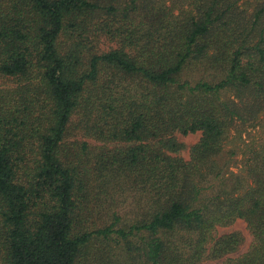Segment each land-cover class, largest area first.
<instances>
[{
    "label": "trees",
    "instance_id": "16d2710c",
    "mask_svg": "<svg viewBox=\"0 0 264 264\" xmlns=\"http://www.w3.org/2000/svg\"><path fill=\"white\" fill-rule=\"evenodd\" d=\"M166 2L0 0V264H82L100 239L124 244L138 264H202L235 250L237 234L215 231L239 218L251 246L217 264H264V151L253 152L254 186L224 206L201 200L230 126L264 112V0L250 15L241 0ZM100 15L119 44L102 52L85 42ZM206 57L221 79H182ZM228 91L235 98L221 97ZM78 113L91 136L133 143L97 164L104 177L144 187L131 224L117 226L116 214L110 225L78 227L88 170L66 145ZM175 131H202L189 160L157 146ZM177 230L196 234L188 254L166 236Z\"/></svg>",
    "mask_w": 264,
    "mask_h": 264
},
{
    "label": "rangeland",
    "instance_id": "374dc122",
    "mask_svg": "<svg viewBox=\"0 0 264 264\" xmlns=\"http://www.w3.org/2000/svg\"><path fill=\"white\" fill-rule=\"evenodd\" d=\"M261 0H241L240 5L244 8L247 15H250L256 5ZM164 5V4H162ZM165 6H172L171 0H167ZM179 8L172 10L173 15L179 14ZM97 26L105 27L104 30L94 31L96 27H91L86 33L87 48L97 51H108L116 48L119 44L116 37L110 34L107 29V18L100 15L94 21ZM73 40H80L74 34ZM71 39H69L70 41ZM209 57L192 62L186 66L182 73L183 80H189L193 84L199 80L218 81L223 77V72L210 66ZM225 100L235 98L232 91L224 92L221 95ZM81 114L73 118V124L77 123L74 129L66 138V145L70 153L81 157L80 163L88 170L83 177L85 188L82 192H77L76 199L80 200L81 208L78 207V227L84 229H96L110 225L117 214L120 218L117 226L131 224L140 211L146 206L147 194L144 187L128 183L127 177L120 175H109L104 177L99 170L98 160L100 154L106 153L115 147H128L132 142L111 141L105 142L91 136L81 125ZM202 131L184 134L175 131L173 134L164 138L157 146H163L164 150L171 156H179L185 160L191 158L193 148L199 143ZM173 141L179 145L178 150L169 149L168 143ZM88 144V150H83V144ZM158 143V142H157ZM255 150L264 151V112L256 120L241 122L235 120L230 126L227 137L224 139L221 152L209 162L213 169L205 170L202 184L207 187L201 194V200L212 199L215 204L224 206L228 201L241 195L249 187L254 186V180L249 172L253 152ZM215 234L219 237L224 234H237L239 243L235 250L218 260H205L202 264L222 263L226 258H236L248 251L253 241V235L247 222L239 218L226 226H217ZM167 238L174 248L179 252L188 254V245L196 238V234L185 230H177L168 233ZM85 264H138L135 262L125 249L124 244L103 239L94 241L90 254L83 259ZM82 262V264H84Z\"/></svg>",
    "mask_w": 264,
    "mask_h": 264
}]
</instances>
